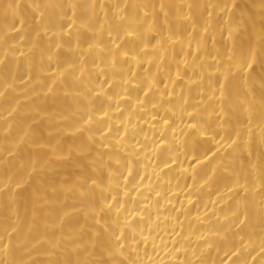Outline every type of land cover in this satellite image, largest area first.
I'll use <instances>...</instances> for the list:
<instances>
[{"label": "bare ground", "instance_id": "bare-ground-1", "mask_svg": "<svg viewBox=\"0 0 264 264\" xmlns=\"http://www.w3.org/2000/svg\"><path fill=\"white\" fill-rule=\"evenodd\" d=\"M0 264H264V0H0Z\"/></svg>", "mask_w": 264, "mask_h": 264}]
</instances>
